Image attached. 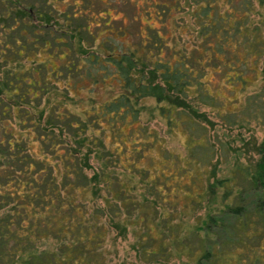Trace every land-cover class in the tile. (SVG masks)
Instances as JSON below:
<instances>
[{
  "label": "trees",
  "instance_id": "trees-1",
  "mask_svg": "<svg viewBox=\"0 0 264 264\" xmlns=\"http://www.w3.org/2000/svg\"><path fill=\"white\" fill-rule=\"evenodd\" d=\"M208 1L198 6L205 16L211 6ZM45 2L39 6L35 0H0V264H105L99 245L108 224L116 219L111 214L102 217L92 196L100 192L99 181L106 186L113 174L108 166L98 169L90 161L103 157L101 137L85 133L86 122L81 117L73 120L64 104L49 96L54 86L59 87L60 72L91 76L92 81H104L111 74L121 82L123 90L101 100L100 114L106 119L134 116V101L145 95L165 101L166 107L161 108L166 113L181 106L203 116L192 96L207 101L222 98L208 88L190 89L193 73L182 61L150 59L141 43L104 52L81 47L79 37L75 44L81 55L66 60V46L56 44L54 49L50 41L64 38L53 34V16ZM218 16L214 22L202 20L203 36H219L226 29L224 21L229 20ZM232 32L250 36L253 28L236 24ZM73 34L70 30L68 35ZM239 35L236 39L242 44ZM250 39L247 50H262L264 55V40ZM215 40L205 39L203 49L212 51L217 65L223 60L218 54L231 47L227 40ZM229 79L233 82L242 76L235 73ZM259 94L252 93L247 100L255 101ZM106 112L108 116H103ZM96 123L103 127L101 121ZM34 142L38 149L33 148ZM254 144L253 157L236 158L221 174L214 168L204 173L206 180L193 198L201 210L185 230L195 244H187L185 235L176 240L184 244L177 253L184 251L195 264H223L219 259H225L224 264H256L264 259V136ZM112 203L106 201L112 211L118 210ZM175 227L171 224L170 231L176 232Z\"/></svg>",
  "mask_w": 264,
  "mask_h": 264
},
{
  "label": "rangeland",
  "instance_id": "rangeland-1",
  "mask_svg": "<svg viewBox=\"0 0 264 264\" xmlns=\"http://www.w3.org/2000/svg\"><path fill=\"white\" fill-rule=\"evenodd\" d=\"M42 1L35 0V3L41 6ZM206 1L45 2L53 16V34H63L64 38V41L53 38L50 41L54 49L56 44L66 46V60L81 55L75 44L79 37L81 47L103 48L104 52L118 49V45L130 49L141 43L150 59L182 61L185 69L193 73L190 89L208 88L222 98L207 101L192 96L197 112L204 113L203 116L181 106L166 113L165 101L145 95L134 101V116L127 113L125 117L106 119L100 114L101 100L123 90L121 82L111 74L104 81H92L91 76L78 78L80 73L64 76L60 72L59 87L54 86L49 96L53 101H61L73 120L81 117L86 122L85 133L101 137L105 145L99 146V153L103 157L94 156L90 161L98 169L108 166L113 174L106 186L103 180L99 181L100 192L92 196L102 209V217L111 214L116 219L108 224L99 245L105 264H195L184 251L177 253L184 244L176 240L185 235L195 214L201 210L194 200L206 180L204 173L207 175L206 171L214 168L221 174L236 158L246 161L253 157L256 155L254 142L264 136V55L261 43L257 44L260 52L248 51L245 46L250 36L264 40V0H209V15L205 16L198 6ZM215 16L229 20L224 21L226 29L222 28L219 36H203L202 20L214 22ZM236 24L244 29L253 28V34L233 33ZM70 30L74 34L69 36ZM237 35L242 44L237 41ZM216 38L222 42L227 40L231 47H224L218 54L223 60L217 65L212 51L203 49L205 39L216 41ZM151 62L146 60L147 64ZM235 73L242 79L232 82L229 78ZM258 91L261 94L255 101L247 100ZM103 116H108V112ZM97 120L103 127L98 126ZM33 148L38 149L36 142ZM107 200L115 202L112 204L118 210L112 211L106 205ZM171 224L178 231H170ZM193 239L191 235L184 236L187 244H195ZM261 250L264 255V245ZM218 262L224 264L225 259ZM256 264H264V259Z\"/></svg>",
  "mask_w": 264,
  "mask_h": 264
}]
</instances>
